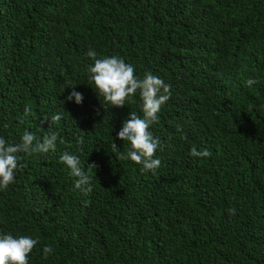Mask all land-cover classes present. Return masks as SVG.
<instances>
[{
    "label": "trees",
    "instance_id": "trees-1",
    "mask_svg": "<svg viewBox=\"0 0 264 264\" xmlns=\"http://www.w3.org/2000/svg\"><path fill=\"white\" fill-rule=\"evenodd\" d=\"M90 50L171 85L149 129L154 173L118 158L142 100L107 103ZM25 130L34 144L57 134L55 151L17 153L0 190V235L38 240L29 264H264V0H0V137ZM65 152L92 178L87 195Z\"/></svg>",
    "mask_w": 264,
    "mask_h": 264
},
{
    "label": "clouds",
    "instance_id": "clouds-1",
    "mask_svg": "<svg viewBox=\"0 0 264 264\" xmlns=\"http://www.w3.org/2000/svg\"><path fill=\"white\" fill-rule=\"evenodd\" d=\"M87 55L94 60V64L89 67L90 80L94 82L99 95H102L105 101L113 107H123L126 102L133 101V98L139 92L142 100L143 117L136 112H130L129 117L123 122L117 137L122 141H128L130 148L127 154H120L121 160H131L136 164L142 165V171L155 172L161 166V160L156 157L157 149L160 145L158 138H154L150 126L158 122V113L161 107L170 99L171 85L167 84L151 72L145 73L141 79L135 74L134 66L126 63L123 58L118 56L96 58V52L90 50ZM258 81L249 78L246 83L248 87L256 84ZM76 86L66 97L75 103L83 102V94L75 90ZM134 102V101H133ZM35 115L30 106L24 108V117ZM61 115H53L52 121H58ZM180 129H178L179 131ZM35 135L27 130L24 131L21 142L18 144H9L5 138L0 137V190H6L14 182L16 171L20 167V158L17 153H47L49 150L55 151L57 134L51 132L44 135L42 142L34 144ZM83 143V139L79 140ZM112 152L116 153L119 147L113 143ZM82 151V149H81ZM193 157L208 158L212 153L208 149L198 151L195 147L190 150ZM60 160L70 169V174L76 177L74 190L78 189L85 195L92 191L91 177L81 167L80 158L77 155L65 152ZM90 168H96L95 164H88ZM87 203V201L85 202ZM235 214V209H230ZM38 243L27 235L14 237L11 234L0 235V264H29V254ZM50 246H45L43 252L45 258L52 252Z\"/></svg>",
    "mask_w": 264,
    "mask_h": 264
}]
</instances>
